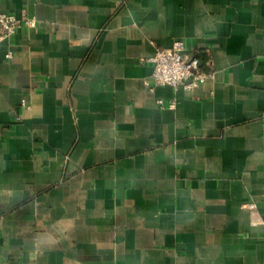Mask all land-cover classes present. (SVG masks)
I'll use <instances>...</instances> for the list:
<instances>
[{"label": "crops", "instance_id": "crops-1", "mask_svg": "<svg viewBox=\"0 0 264 264\" xmlns=\"http://www.w3.org/2000/svg\"><path fill=\"white\" fill-rule=\"evenodd\" d=\"M0 11V264H264V0ZM179 39L214 76L151 92Z\"/></svg>", "mask_w": 264, "mask_h": 264}, {"label": "built area", "instance_id": "built-area-1", "mask_svg": "<svg viewBox=\"0 0 264 264\" xmlns=\"http://www.w3.org/2000/svg\"><path fill=\"white\" fill-rule=\"evenodd\" d=\"M23 27L36 28V18L29 16L25 11L21 17L0 11V42L11 39ZM7 57L12 58V52H8ZM149 61L154 66L147 81L151 92L161 86L174 89L183 87L190 92L214 76L213 73L204 71V63L191 52L182 39L174 41L169 48H157ZM159 103L164 104L163 101ZM175 105V101H172L170 107Z\"/></svg>", "mask_w": 264, "mask_h": 264}]
</instances>
